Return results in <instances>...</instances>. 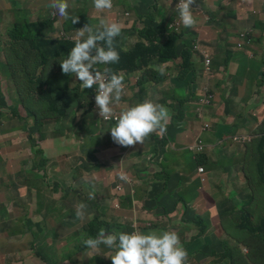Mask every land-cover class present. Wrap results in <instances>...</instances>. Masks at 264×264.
I'll use <instances>...</instances> for the list:
<instances>
[{
    "label": "crops",
    "instance_id": "crops-1",
    "mask_svg": "<svg viewBox=\"0 0 264 264\" xmlns=\"http://www.w3.org/2000/svg\"><path fill=\"white\" fill-rule=\"evenodd\" d=\"M42 1L37 0L34 4L16 9L6 0H0V9L2 10L0 17H3L6 11H10L15 14L16 19L19 10L28 7L40 8L43 6ZM153 1L164 2L165 0ZM206 1L207 4L199 7L196 29L199 34L210 36V46L209 48L203 47L200 38L197 46L200 50L210 52L213 60V71L210 73V70L204 69L200 61L194 60L197 77L192 90L186 87H178V84L173 82L176 70L169 71V73L165 70L166 75L172 77V80L168 85L169 87H166L168 92H164L163 97L159 98L162 105L164 104L163 101L174 93L184 92L181 101L189 98V102L179 108V116L182 118V122H185L180 128L186 132L178 136H170L171 144L166 137L160 138L158 133H154L157 140H153L154 137H149L150 145L143 149L140 157L128 159L126 168L121 162L115 161L111 164L110 174L115 184L110 185L108 195L105 197L102 193H94L96 202L93 205L99 212L97 216L100 217L97 218H100L108 228L120 232L130 229L128 225L120 224L123 211L126 212L125 216L128 215L137 207L136 202L139 198L142 199L141 201L146 199V201L149 200L148 202L161 204L159 201L163 200L164 202L174 195L180 199L179 203L182 205V210L176 218L182 224L174 228V231L179 238H182L184 242L182 245L192 258L203 259V254H200L196 246L185 244V242L191 241L202 229L207 228L209 236L210 230L215 236L214 246L216 247L221 243L227 253L216 254L213 261L209 259L200 262V264H261L258 261L261 254H250L251 250L244 249L245 254H228V252H236L242 244L230 238L223 231V228L225 225L228 227V223L234 220L236 227L251 232V227L257 228L256 226L261 224L263 220L259 204L260 184L250 171L248 163L240 159L242 154L233 153L238 145L232 144L233 148H224L227 139L233 135L247 136L251 141L241 145V147L245 149L255 148L261 152L259 145L264 137V0ZM49 3L50 0H48L47 6ZM235 12L241 18L236 19L234 17ZM47 21H50V16ZM245 33L250 35L251 41L239 50L237 48L239 36ZM45 34L46 37L51 38L57 34V30L50 24L46 27ZM177 63L178 61L169 62L163 66L169 68L172 65L171 67L175 68ZM166 81L165 79L157 85ZM148 84L145 89L141 90L137 82L135 88L138 89L140 96L136 97L137 101L131 104V107L145 100L154 102V95H158L159 91L158 89H149ZM9 87H11L10 84ZM199 99H203L205 102L200 104ZM169 102L178 108L177 101L169 98L166 103ZM7 103L17 106L9 103L8 100ZM200 107L203 110L198 116H195V109ZM16 109L0 108V111L10 114ZM0 122L6 124L7 119L0 117ZM208 124L210 129L202 134L201 129L205 131ZM14 130L18 129L10 128L0 132V135ZM16 136L10 139L9 145L0 149V169L7 176V181L0 187V253H9L10 257L16 253H38L40 251L54 253L50 249H39L38 247L35 249L34 241L28 234L24 236L16 232L21 227V223L18 221L22 214L21 208L32 203V195L30 194L29 198L19 197L9 200L8 195L11 191L15 194H21L29 193L32 190L25 188L41 187L45 189L42 192L45 193L47 228L52 233L59 235L68 229L70 231L77 230L81 234L90 225L76 217L75 209L72 208L73 202L65 204L60 189L55 190L56 186L52 187L51 184L50 187L48 186V183L51 182L50 176L52 177L51 172L49 174L51 169L49 162L46 165L48 173L45 175L44 170L33 169V161L31 165L23 162V156H34L31 147L27 148L26 151L23 148L17 152L15 150L13 152L8 151L9 148H13ZM198 138H201L205 146V155H198L188 150L191 146L197 145L196 140ZM165 143L170 144V149H173L175 156L183 159L182 168L177 175V183L184 184L178 189L176 186H169L167 181L156 182L154 177H150L148 180H141L138 177V172L141 170L146 175L147 172L152 173L159 168L157 164L149 168L146 161L149 156H155L159 152V147L163 144L166 145ZM51 144L52 141L48 138L40 142L39 148L43 151L40 159H48L45 150ZM184 152L192 155L189 163H186L183 157ZM263 153L264 151L261 152V154ZM132 161L141 165L131 166ZM198 162H207L206 166L200 168L203 170L202 174L198 171ZM223 163L226 166H223ZM143 164L145 167H142ZM8 165L12 169L10 172L4 168ZM208 166L215 168V176L218 181L215 186H212L209 181L212 171L205 172L204 170ZM103 174L104 171H101L98 175L102 177ZM122 174L127 176L128 181L120 179ZM198 177L203 180L206 178L207 184H199ZM11 178H14L13 181H10ZM2 182L3 180L0 179V183ZM10 182L12 184L8 186ZM118 183H121L123 188L122 195L116 194ZM106 184L109 186L108 182ZM78 192L79 197H85V204L89 200H94L88 198L90 192L88 194L82 191ZM170 192L173 195H170ZM235 194L237 200L233 197ZM97 195L99 198L96 197ZM182 200H185L188 205L190 204V209L194 215L201 217L202 220H194L193 218H190L189 221L184 220ZM177 203L178 201H176ZM237 203L238 206L235 205ZM162 208L163 205H161L160 210ZM28 210V214L24 215L23 218L35 221L39 216L37 210L35 207L28 208ZM146 218H151L150 211H147L145 218L136 217L134 222L142 223L146 227L159 226V224L149 222ZM159 229H161L160 226ZM220 230L222 231L221 234ZM0 264L15 263L4 261Z\"/></svg>",
    "mask_w": 264,
    "mask_h": 264
},
{
    "label": "trees",
    "instance_id": "trees-1",
    "mask_svg": "<svg viewBox=\"0 0 264 264\" xmlns=\"http://www.w3.org/2000/svg\"><path fill=\"white\" fill-rule=\"evenodd\" d=\"M48 0H43V6L40 8H24L17 12L16 19L12 25L7 29V43L1 50L4 55L0 59V86H4L5 90L2 88L0 90V102L3 99H7L9 103L15 104L18 108L10 114H6L0 111V117H5L7 123L3 124L0 122V132L9 130L10 128L23 130L24 127L32 126L35 123V128H33L32 133L36 132L40 124L43 122L48 123H59L61 119H67L68 127L67 130L74 136H79V132L84 128V117L81 123L76 122V117L73 116L74 110L70 106V101L67 99V94L70 92V84L74 83L80 90H93L83 89L81 87V82L74 76L65 75L62 73V69L58 63V56L68 52V50L74 45L69 40H58L49 39L46 37L45 29L50 26V22H47L48 17L51 13V8L47 6ZM124 10L133 11L137 21L143 23V29L138 30L134 25L131 30H122L121 36L116 39V50L120 54V61L117 64H110L114 72H118L124 75V93L120 105L116 106L117 110L123 111L127 107H131V97L129 96V82L128 78L132 74H139L138 85L141 90L145 89L148 83L159 84L163 82L166 77L161 75L157 71V64H166L169 62L175 63L178 61L176 67L174 83L178 84V87L194 89L196 82V68L192 56V48L186 49L183 47V42L194 43L196 40V34L188 30H183L181 33H176L169 29V22L166 15L161 11L155 13L151 11V4L148 0H122L121 1ZM206 0H196V4L193 7V15L195 18L199 15V7L201 5L207 4ZM2 10L0 9V14ZM41 19L40 23H34L30 19ZM70 27H67V31ZM137 35L140 40L136 42L127 49L126 44L123 42L125 36ZM181 44V45H180ZM72 45V47H71ZM170 57L172 60L165 62L164 60ZM51 65V70L48 75H45L44 70L36 76H31L35 74L40 68H45ZM105 65H96L97 70L102 71ZM30 71L31 73H28ZM9 84L11 87H9ZM52 88V89H50ZM13 91V92H11ZM75 92V89L72 90ZM137 98L140 96L138 93L135 95ZM184 96V92L180 94L174 93L169 95L163 105L170 110L171 119L167 125L168 130H175L177 135H180L186 131L179 129L177 124L181 126L182 118L179 116V108L183 107L189 102L187 100L181 101ZM172 98L179 104L178 108L172 103H166V100ZM202 101L201 99L199 102ZM203 108H196L194 111L195 116H198ZM210 129V125L201 133H205ZM30 136V134H29ZM18 137H27L22 133L15 138L13 148H9V152L14 150L17 152L22 148ZM149 137H154L153 140H157L155 134H151ZM148 137V138H149ZM43 138V136L41 137ZM150 139V138H149ZM32 147H36V140L30 137ZM197 148L201 150L195 151L198 155H205L206 150L201 138L196 140ZM167 145V143H165ZM232 144L238 145V148L233 151L234 154H242L241 160L248 163L250 171L256 177L258 183L264 186V137L261 139L259 148L261 152L255 148L245 149L241 147L237 136L233 135L231 138L227 139V144L224 149L229 147L233 148ZM166 145H161L166 146ZM158 154V153H157ZM156 154V155H157ZM207 165V162H198V171L200 168ZM226 166L225 163L222 164ZM3 167V166H2ZM38 166H35V169ZM83 167L87 170L97 169L98 165L92 163H85ZM9 172L12 170L11 167H4ZM197 171V173H198ZM16 175L14 176V178ZM11 178L10 181H13ZM199 184H207L206 178L204 180L198 177ZM12 182L8 183L11 186ZM184 216L188 209V204L185 200H182ZM135 212H137V207L132 210L128 215L125 216L126 219H122L120 224H125L130 227L129 230L120 231L123 233L131 234L133 232L147 233L149 231H167L159 229L158 225H154L151 228L146 227L142 223L134 222ZM183 216V218H184ZM247 218V217H245ZM200 217L194 215V220H199ZM134 222V223H133ZM89 227L85 228L81 234L77 230H68L61 232L59 234L61 251L72 250L80 251L87 249L83 244L81 239L82 233H86L87 236H95L100 229H105L111 231V233H120L115 230L108 228L100 218H95V222H90ZM251 227V233L254 235V240L257 236L264 238V218L262 223L258 226ZM182 244H184L182 238H180ZM47 253H52L49 251L38 252L36 255L44 261L46 264H56L57 262L53 260ZM227 252L224 250L223 254ZM228 254H238L236 252H228ZM207 254H203V259H206ZM216 254H213L215 256ZM71 263H76L71 256H68ZM98 259V257H97ZM99 260V259H98ZM65 264V262H61ZM99 264H106L103 260H100Z\"/></svg>",
    "mask_w": 264,
    "mask_h": 264
},
{
    "label": "rangeland",
    "instance_id": "rangeland-1",
    "mask_svg": "<svg viewBox=\"0 0 264 264\" xmlns=\"http://www.w3.org/2000/svg\"><path fill=\"white\" fill-rule=\"evenodd\" d=\"M9 2L12 6H14L16 9L23 8L27 5L34 4L37 0H6ZM71 4L75 6L71 9V16L72 17H81L82 14L87 12L88 5L90 0H70ZM122 0H116V9L114 10H106L103 11L100 14V19L93 22L92 25L96 26L99 24L100 20H106L108 22H114L115 19H120L125 25L126 30H130L131 24L130 22H133V25L136 27H143L142 23L137 21L136 16L133 11L124 10L122 3ZM178 0H165L164 2H155V6L158 9H161L165 14H167L170 18H172V23L175 22L176 17V5ZM168 5V6H167ZM126 17L128 20L126 21L124 19ZM234 17L236 19L241 18V16L235 12ZM32 21H35L34 23H40L41 19H33L30 17ZM15 20V14L10 11H6L4 13L3 17H0V59L3 57L4 53L1 50V48L6 45L7 43V29L11 26V23ZM52 21L55 23V27L58 29V35L56 38H60V27L56 26V21L52 19ZM62 24V23H61ZM65 24H63V27H65ZM70 24V23H69ZM65 29V28H64ZM183 29V28H182ZM181 29V30H182ZM180 30V32H181ZM66 31V30H65ZM191 32H194L197 34V39L200 38L202 43L201 45L205 48H209L210 46V36H203L199 33H197V30L194 29L190 30ZM179 33V32H178ZM136 40H140V38L137 35L125 37L123 39V42L126 44V48L128 49L130 45L134 44ZM181 45V44H180ZM183 47L186 49H189L190 47H194V44L191 42H183ZM70 49L68 52L64 54H60L58 56V63L67 58V55L69 54ZM168 60H172L170 57H167L164 61L167 62ZM60 65V63H59ZM159 66H163V64L158 63L157 64V71ZM164 68L167 73L169 71L177 70V67H171ZM164 67V66H163ZM0 66V70H1ZM44 70L45 75H48L49 71L51 70V65L47 66L45 68H40L36 71L35 74H31V76H36L40 74ZM159 72V71H158ZM28 73H31L28 71ZM166 77V82H164L161 85H157L154 83H149L148 87L149 89H158L159 93L158 95H154V103L161 104V100L159 98L163 97L164 92H168L166 87H169L172 77L166 75V72L164 74ZM139 78V74H132L130 75V78H128L129 82V96L131 97L130 104H133L137 101L136 94L138 93V89L135 88L137 81ZM167 85V86H166ZM5 90V87H2ZM0 86V90L2 89ZM52 89V88H50ZM76 89V92L78 95L76 96V103L78 106H81L80 108L77 107V104L74 105L73 110L74 114L73 116L76 117V122L80 123L82 120V117H87L85 120V130L80 134V137H74L67 131L68 127V121L67 119H61L59 123H52L50 125H46L43 128V132L46 135V138L50 139L52 141L51 146L46 147V154L49 158L50 163V170L49 174L51 172L52 177L50 176L51 182L48 183V186L50 187V184L52 187L56 186L55 190H61V197H63L65 204L67 202H73L72 208L75 209V206L79 203L84 202L85 197L82 198L78 195L77 188H81L85 194H88L89 192L93 193H102L105 197V195H108V189H110V185L115 184L114 180L112 179V176L110 174L111 167L110 165L113 163L115 158L121 159L123 163V167L126 168L127 166V159H133L134 152H140L144 147H147L149 143L144 145L143 147L127 151L123 154H114L110 156H106L105 158H100V156L95 155L97 161L100 163L101 167L99 169H91L86 170L83 168V164L89 162V152L91 150H95L98 148L97 152H100L102 149L107 150H114V147L109 143L108 141V131L110 129V125L102 120V118L97 114V112L92 108L91 99L87 96L82 94L83 92L75 86V84H70V90ZM0 108H5L8 110L16 109L17 106L10 105L7 103L6 99H3L0 102ZM179 125V124H177ZM23 133L27 137H18L19 142L22 145V148L24 151L27 150V148L31 147V141L29 140V134H31V126L24 127L23 130H14L11 132H7L5 134L0 135V149L2 147H6L10 144V139L15 137L16 135H19ZM38 135H34V138L37 139ZM39 139H37V145H40L38 143ZM190 150V149H188ZM191 151V150H190ZM96 152V153H97ZM174 151H169L167 155H161L159 154L156 158L160 163H162V169L164 171L165 178L168 182L169 186H173L178 189L180 186H182L184 183H177V175H179V171L181 170V162L183 159L180 157H177L173 154ZM95 153V154H96ZM39 154L36 156H23V162L31 165V162H35L34 166L39 159ZM184 159L186 160V163H189V160L192 158V155L188 152H184L183 154ZM131 166H137L141 164H137L136 161H132L130 163ZM33 166V167H34ZM45 171V175L48 173V169L44 166L42 168ZM205 172H210L209 181L211 182L212 186H215L217 184V177L215 176V168L208 166L205 169ZM104 171V174L102 177H100L98 174ZM202 174V173H201ZM0 179L3 180L2 183H0V187L5 184L7 181V176L2 172L0 169ZM66 181L70 182L69 184H66ZM109 183V186L106 183ZM76 185V190L69 191L68 187H74L72 185ZM60 187H58V186ZM91 186V188H89ZM25 189H32L29 193H21V194H15L13 191H11L8 195L9 200L19 198V197H26L29 198L30 194L32 195V203H28L26 207H22L21 211L22 214L18 221L21 223V227L16 230V232L26 235L28 234L29 237H31L34 241V247L35 249L38 247L39 249H50L54 251V253H47L53 260H55L56 264H61V262H65V264H98L99 260L97 259H103L106 261V258L110 255L109 251L107 249L103 250L102 252H93L90 249H83L80 251H72V250H64L61 251L60 246V240L59 235L52 233L47 228V212H46V204H45V193L42 192V190H45L41 187H33V188H25ZM51 190V188H50ZM170 195H173L172 192H170ZM97 198L98 195L96 196ZM235 200H237V195L235 194L233 196ZM142 199L139 198L136 202L137 205V212L136 217H143L147 215V211H150L151 218H146L149 222L159 224L161 227V230H167V231H174V228L180 226L182 222H179L180 220L176 219L180 211L182 210V205L179 203V198L175 197L174 195L170 198H168L166 201L163 202L159 201L161 204L148 202L146 199H143L145 201H141ZM176 201L178 203L176 204ZM96 202V199L89 200V202L86 204V216L85 219L82 220L83 222H95V218L100 217L98 215V210H96V207L93 205ZM163 202V203H162ZM152 203V204H151ZM259 204L261 208V214L264 218V186L261 185L260 189V198H259ZM161 205H163L162 210H160ZM238 206V203L235 204ZM190 204L188 205V209L185 213L184 220L189 221L190 218L194 219V212L190 209ZM37 210L38 217L35 219V221L25 220L23 216L27 215L29 210L28 208H34ZM90 211V212H89ZM153 213V214H152ZM126 212L123 211V215L121 216L122 219L125 218ZM182 220V219H181ZM58 221V219H56ZM177 222V223H174ZM52 223V222H51ZM236 221L232 220L228 224V227L223 228V231L233 240L239 241L242 245L236 250L238 254H245L244 249L251 250L250 254H261L258 261L261 264H264V238L261 236H257V238L254 239V235L246 229L238 228L235 225ZM87 224V225H88ZM35 225V226H34ZM254 226V225H253ZM230 231V232H229ZM222 231L220 230V234ZM82 240V239H80ZM114 253V250L112 251ZM68 256H71L76 263H71L70 259H68ZM4 261L7 262H14L15 264H46L44 261H42L36 253H16L13 257H10L9 253H0V263H3ZM202 259H195L191 257V264H200L202 262Z\"/></svg>",
    "mask_w": 264,
    "mask_h": 264
},
{
    "label": "clouds",
    "instance_id": "clouds-1",
    "mask_svg": "<svg viewBox=\"0 0 264 264\" xmlns=\"http://www.w3.org/2000/svg\"><path fill=\"white\" fill-rule=\"evenodd\" d=\"M148 1L151 4V11L155 13L161 11L166 15L169 22V29L174 32L181 33L183 30L194 31V29H196L197 18L193 15L194 9L192 7L196 4V0H178L175 9V22L173 23L172 18L155 6L154 3L156 1ZM48 6L52 9V12L50 15V21L47 22H50V24L55 27V23L52 21V19H54L57 22L56 26L60 27L61 30L59 35L61 39L56 38L58 35V29L56 27L57 34L49 39L69 40L72 42V45H74V47L71 45L72 48L67 55V58L59 62L62 73L76 77L81 82L80 84L83 89H92L93 86H96V89L93 90H81L83 92L82 94L87 95L91 99L92 108L103 121L110 125L108 141L114 147V150L102 149L100 152H97L98 148L91 150L88 155L90 158L89 162L98 165L100 168L101 165L97 161L95 155L100 156V158H105L106 156L114 154H123L127 151L143 147L149 143L150 139L148 137L151 134H163L166 132L167 125L171 119V114L170 110L162 104L154 103L151 100H145L135 106L127 107L123 111H119L116 108V106L120 105L122 100L125 87V77L121 73L114 72L109 66L110 64H117L120 61V54L116 50L115 42L117 37L121 36L122 30H126L124 26L125 24L120 19H115L114 22H108L102 19L98 25H92L93 22L100 19V14L103 11H115L116 0H90L87 12L82 14L80 18L78 16H71V9L75 6L71 4L70 0H50ZM124 19L126 21L128 20L126 17H124ZM64 23H66L65 27H63ZM130 24L131 27L134 26L132 21ZM67 27H70L69 31H67ZM143 27L137 28L138 30H142ZM125 37H129V35ZM198 40L199 38L197 39L196 37V40L193 43V61H200L204 69H206L203 55L207 54L211 60L212 57L209 51L198 49ZM250 41L249 34H241L239 36L237 48L241 50L242 47ZM96 65H105V67L100 71L95 68ZM212 67L213 60L211 68L209 69L210 73L213 71ZM158 71L161 75L165 74L163 66H159ZM77 95L78 93L75 89V92L70 90L66 96L68 101H70L69 105L72 106V108L77 104ZM199 103L202 104L201 101ZM77 107L80 108L81 106H78L77 104ZM84 119L86 120L87 117H84ZM46 125H50V123H41L39 129L32 133L33 128H35L34 123L31 126L32 130L29 140L30 137H32L36 140V144L37 139H39L38 143L40 144L41 141L47 139L45 133L42 131ZM85 126L79 132V136H74L70 132L68 133L74 137H80V134L85 130ZM35 134L38 135L37 139L34 138ZM42 136L43 138H41ZM237 139L241 145L251 141L247 136H237ZM39 146L40 145L36 144V147L33 148L31 143V149L34 156L39 153L40 155L43 154V151ZM143 149L140 152H134L133 159L140 157ZM115 161L122 163V160L118 158H115L113 163ZM48 162L49 158L40 159L35 165L38 167L35 169L34 166L33 169L42 171V168L44 166L46 167ZM114 166H117V164H114ZM120 179L128 181L127 176L123 174L120 176ZM66 184L70 185V182L66 181ZM120 184L121 183L117 184L116 190L118 186H121ZM76 185L77 184H74L72 185L74 187H68V190H76ZM89 188H91V186H89ZM77 190L83 192L81 188H77ZM122 190L120 192L117 190L116 194L122 195ZM88 198L95 199L94 193L90 192ZM86 209L87 205L83 202L76 205V217L80 220H84ZM81 239L85 247L93 252H102L105 249L109 251L110 255L106 258V261L98 258L99 263L100 260H103L106 264H187L188 259L191 260L192 257L183 247L180 238L175 231L154 230L147 233L133 232L128 234L123 232L111 233V231L100 229L95 236H87L86 233H82ZM113 250L114 253H112Z\"/></svg>",
    "mask_w": 264,
    "mask_h": 264
},
{
    "label": "water",
    "instance_id": "water-1",
    "mask_svg": "<svg viewBox=\"0 0 264 264\" xmlns=\"http://www.w3.org/2000/svg\"><path fill=\"white\" fill-rule=\"evenodd\" d=\"M177 127L181 129L180 125H177ZM176 135H177V132L175 130L169 131L167 127L166 132H165V137L170 144H171L170 136H176ZM170 144L159 147L160 149L157 155L148 157L146 161L147 166L150 168L152 165L157 164L159 168L155 169V171L152 173L147 172L146 175L143 174V170L139 171L138 177L141 180H148L150 177H154L156 182H159V181L166 182L167 181L164 175V171L162 169V163L165 161L160 163L156 158L158 157L159 154L163 156V155H167L169 151H173V149H170ZM142 167H145V164H143ZM146 183L148 184V181H146ZM199 220H202V218L200 217ZM214 240H215V236L213 235L211 230H210V236H209V230L207 228H204L198 233L197 236H195L191 241L185 242V244L196 246L200 254H207L206 260L210 259L213 261V259L215 258L213 254H223L224 252V249L221 243H219L216 247L214 246Z\"/></svg>",
    "mask_w": 264,
    "mask_h": 264
},
{
    "label": "built area",
    "instance_id": "built-area-1",
    "mask_svg": "<svg viewBox=\"0 0 264 264\" xmlns=\"http://www.w3.org/2000/svg\"><path fill=\"white\" fill-rule=\"evenodd\" d=\"M203 58H204V65H205V68L207 70H209L211 68V65H212V60L210 59V57L207 55V54H204L203 55ZM211 99V98H210ZM202 103L205 102V101H201ZM160 135V138H163L165 137V132L163 134H159ZM198 145H193L191 146L189 149L190 152H195V151H198V150H201V148H197ZM200 172L203 173V170L200 169ZM117 190L118 192H120L122 190L121 186H118L117 187Z\"/></svg>",
    "mask_w": 264,
    "mask_h": 264
},
{
    "label": "flooded vegetation",
    "instance_id": "flooded-vegetation-1",
    "mask_svg": "<svg viewBox=\"0 0 264 264\" xmlns=\"http://www.w3.org/2000/svg\"><path fill=\"white\" fill-rule=\"evenodd\" d=\"M189 255H190V254H189ZM203 261H205V259H203ZM203 261H202V262H203ZM187 264H191V260L188 259Z\"/></svg>",
    "mask_w": 264,
    "mask_h": 264
}]
</instances>
